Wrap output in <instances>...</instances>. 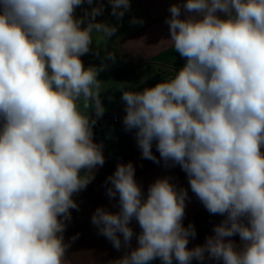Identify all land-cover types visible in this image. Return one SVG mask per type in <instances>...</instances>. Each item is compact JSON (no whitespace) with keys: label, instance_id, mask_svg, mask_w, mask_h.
<instances>
[{"label":"clouds","instance_id":"obj_1","mask_svg":"<svg viewBox=\"0 0 264 264\" xmlns=\"http://www.w3.org/2000/svg\"><path fill=\"white\" fill-rule=\"evenodd\" d=\"M106 4L117 24L97 19ZM130 10L131 0H0V264H65L79 238L65 240L74 196L106 162L94 139L108 110L100 73ZM167 11L183 65L115 90L141 159L179 166L188 188L165 175L145 191L133 162H118L103 185L110 207L91 224L122 253L107 264H264V0H175ZM88 54L101 62L86 66ZM189 188L223 217L193 247Z\"/></svg>","mask_w":264,"mask_h":264},{"label":"crops","instance_id":"obj_2","mask_svg":"<svg viewBox=\"0 0 264 264\" xmlns=\"http://www.w3.org/2000/svg\"><path fill=\"white\" fill-rule=\"evenodd\" d=\"M172 2L175 0H131V10L125 14L122 22H119L116 35L108 42V49L117 53L115 64L109 62L110 67L100 73V79L108 89L107 92L102 93L108 109L105 113L108 125L94 132L95 141L104 143L106 162L96 170L95 179L88 187L74 196L79 204V211L71 210L72 221L65 232V240L77 233L79 238L67 251L65 264H107L110 259L122 254L114 250L108 240L97 235L96 228L91 224V215L96 207H110L103 185L106 177L114 172L118 162H133L136 167V179L143 185L145 191L152 181L165 175L171 176L178 186L188 188L186 174L179 166L165 169L151 161L141 159L133 134L123 130L121 120L124 112L120 101L121 93L115 90L120 85L128 84L143 87L145 85L140 82L148 77L150 78L146 84L154 85L174 67L179 68L183 65V59L174 52L167 41L168 25L164 21L169 15L167 10ZM110 10V6L106 4L104 14L97 19L117 24L116 19L110 15ZM77 14H81L79 9ZM132 17L141 18L144 23L133 25L130 23ZM82 59L86 66L98 65L101 62L92 54L85 55ZM109 94L115 97L111 102L107 99ZM109 133L112 137L110 139ZM153 151L155 152V148ZM188 194L184 224L186 226L191 222L196 227L197 236L190 240L188 245L193 247L203 243L205 237L212 234L213 225L219 223L223 217L210 215L190 188ZM136 230H139L138 227ZM233 239L238 241L239 237ZM153 264L160 262L157 260Z\"/></svg>","mask_w":264,"mask_h":264},{"label":"built area","instance_id":"obj_3","mask_svg":"<svg viewBox=\"0 0 264 264\" xmlns=\"http://www.w3.org/2000/svg\"><path fill=\"white\" fill-rule=\"evenodd\" d=\"M106 125H108V119L106 115H104L102 119L98 120L96 126L94 127V132L98 131L102 127H105Z\"/></svg>","mask_w":264,"mask_h":264}]
</instances>
